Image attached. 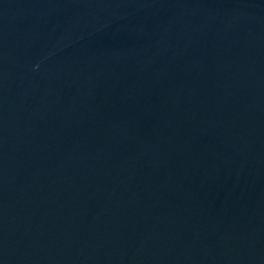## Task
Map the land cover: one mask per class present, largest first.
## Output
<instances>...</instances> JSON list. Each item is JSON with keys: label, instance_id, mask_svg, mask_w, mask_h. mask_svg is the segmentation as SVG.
<instances>
[{"label": "water", "instance_id": "obj_1", "mask_svg": "<svg viewBox=\"0 0 264 264\" xmlns=\"http://www.w3.org/2000/svg\"><path fill=\"white\" fill-rule=\"evenodd\" d=\"M263 243L264 0H0V264Z\"/></svg>", "mask_w": 264, "mask_h": 264}]
</instances>
